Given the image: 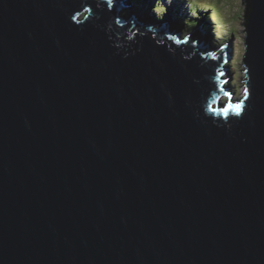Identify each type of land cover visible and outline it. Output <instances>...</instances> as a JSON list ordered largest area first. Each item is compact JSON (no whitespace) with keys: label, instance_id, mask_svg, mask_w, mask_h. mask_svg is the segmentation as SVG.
<instances>
[{"label":"water","instance_id":"water-1","mask_svg":"<svg viewBox=\"0 0 264 264\" xmlns=\"http://www.w3.org/2000/svg\"><path fill=\"white\" fill-rule=\"evenodd\" d=\"M242 4L225 105L230 41L201 27L0 0V264H264V0Z\"/></svg>","mask_w":264,"mask_h":264},{"label":"rangeland","instance_id":"rangeland-1","mask_svg":"<svg viewBox=\"0 0 264 264\" xmlns=\"http://www.w3.org/2000/svg\"><path fill=\"white\" fill-rule=\"evenodd\" d=\"M115 1H118V0H115ZM174 1L176 2L173 4L174 5L173 6V5H170L167 0H149L148 1L149 5H146V6L153 7L151 10L156 13L157 18H159L160 21L162 22L169 21L171 25H175L173 24V22L177 24H180V23H179L178 18L177 19L167 18L170 20L165 19L164 17L166 13L164 14L163 12L166 9L167 11L165 12H167L168 14L170 13L171 16H175L174 14H176L178 15L177 17H179L180 19H186L187 24L191 26L189 28L185 27L187 26V24L184 22L185 26H181V28L183 29L181 38L189 37L190 35H192L195 29L201 27L204 30V32L207 33L203 37V40L209 41L210 39V42H212L213 46L215 47L224 42H227L226 40L227 36L225 35V33H227L225 31L226 26H227V25L225 26L226 23L230 24L229 27L231 30L234 29L235 32L237 31L235 34H232L233 31H230L232 39L234 40L233 43L231 44L232 48L234 49L232 52V54L234 55V59L229 64L230 72L228 75L232 76V82L228 85H231L233 89L236 90V93L234 94L235 99L243 98V96H245L244 91L246 89L245 81H247L248 79L245 73L246 67H244L243 65L244 56L246 54V49H247L245 45L246 26H244L243 20L240 19L241 14L243 18V13L245 12V8H246V5L242 4L243 0H218L223 5L222 7H224L226 14L233 20L232 22L227 19H224L223 21L221 19L222 16L220 15V13H218L220 15L219 16L217 13H215L214 10H211L212 12L208 10V7L206 6H209V7L212 6L214 9H216L215 4L213 2H210L207 0H195L194 3L197 2L198 6L193 7L189 5L188 1L186 0H174ZM156 9H159V11L160 10L161 11L156 12L155 11ZM129 16H132V15H129ZM140 16L146 19H155V18L148 17L142 14H140ZM142 18L141 20H143ZM207 18L208 19L210 18V22L208 21ZM213 20L216 21V25L212 23ZM212 26H215V29L213 31L214 34L211 32ZM215 31L217 33H215ZM212 38H213V41H212Z\"/></svg>","mask_w":264,"mask_h":264},{"label":"trees","instance_id":"trees-1","mask_svg":"<svg viewBox=\"0 0 264 264\" xmlns=\"http://www.w3.org/2000/svg\"><path fill=\"white\" fill-rule=\"evenodd\" d=\"M141 0H135V5H136V8H137V10L139 11V12H150V11H152L151 9L153 8V7H151V6H146V4L142 1V4L144 5V6H142L141 5V2H140ZM207 1H210V2H213L214 4H215V7H216V9H214L212 6H210V7H208V9L211 11V10H214L215 11V13H220V15L222 16V20L224 21V19H227V20H229V21H233L227 14H226V12H225V9H224V7H222L223 5L218 1V0H207ZM149 4V3H148ZM147 4V5H148ZM157 6H158V4H157ZM197 6V5H196ZM155 8V7H154ZM167 10V9H166ZM156 12H160L159 11V9H156L155 10ZM170 12V11H169ZM246 12V11H245ZM243 13V18H242V14L240 15V19L241 20H243V24L246 26L247 24H246V22H247V19H246V13ZM169 15H170V13H169ZM219 15V14H218ZM219 15V16H220ZM235 17V16H234ZM155 18H157V17H155ZM157 19H159V18H157ZM208 19V18H207ZM210 19V18H209ZM208 19V21L210 22V20ZM235 21V20H234ZM184 22H187V20L186 19H184ZM183 24H181V26H182ZM227 25V26H226ZM225 26H226V32L227 33H225V35L227 36L226 37V40L227 41H231V39H232V36H231V32L230 31H233L232 32V34H235L236 32L234 31V29L233 30H231L230 29V24H225ZM235 27V26H234ZM236 28V27H235ZM214 29H215V26H212V32L214 31ZM236 91V90H235Z\"/></svg>","mask_w":264,"mask_h":264},{"label":"bare ground","instance_id":"bare-ground-1","mask_svg":"<svg viewBox=\"0 0 264 264\" xmlns=\"http://www.w3.org/2000/svg\"><path fill=\"white\" fill-rule=\"evenodd\" d=\"M119 1V0H118ZM148 1L149 0H145V2H144V0H143V2L147 5L148 4ZM168 2H169V4L170 5H173L176 1H174V0H167ZM186 1H188V3H189V5H191V6H193V7H197L198 5H197V2H195L194 3V1L195 0H186ZM141 2V5L142 6H144L143 4H142V1H140ZM149 5V4H148ZM197 5V6H196ZM174 6V5H173ZM207 7V6H206ZM209 7V6H208ZM125 8H123V10H124ZM203 10V9H202ZM209 10V9H208ZM165 11H167V10H165ZM163 12L164 14L166 13V15H165V19H167V18H171V19H177L178 18V20H179V23L180 24H177V23H175V22H173V24H175V25H171V23L169 22V21H166V22H162L161 21V25L162 26H164L165 24H168L169 26H168V32L170 33V34H172L174 31V33L172 34V35H175V34H180V35H182V33H183V29L181 28V24H183L182 26H185V24H184V19H180L179 17H177L178 15H176V14H174L175 16H171V15H169L167 12ZM212 12V11H211ZM122 13V12H121ZM135 14H136V16H135V20L139 23V24H142V26H145V22L143 21V20H141V18H142V16H140V14H142V15H144V13L143 12H139L138 10H137V8H136V6H135ZM141 17V18H140ZM157 17V16H156ZM142 19H144V18H142ZM213 19H214V17H213ZM167 20H170V19H167ZM159 19H155L154 20V23L155 24H158L159 23ZM165 21V20H164Z\"/></svg>","mask_w":264,"mask_h":264},{"label":"clouds","instance_id":"clouds-1","mask_svg":"<svg viewBox=\"0 0 264 264\" xmlns=\"http://www.w3.org/2000/svg\"><path fill=\"white\" fill-rule=\"evenodd\" d=\"M113 1H115V0H113ZM128 3H129V8L128 9H122V10H120L122 13H124L125 15H127V16H129V15H132V14H135V0H126ZM115 2H118V1H115ZM146 12V11H145ZM145 12H144V15H145ZM150 15H152L153 17H156V13L154 12V11H150V12H148ZM131 17V16H130ZM210 20V19H209ZM212 22V21H211ZM186 24H187V22H185ZM214 25H216V21H214L213 20V22H212ZM191 25H189V24H187V26H185V27H190ZM203 30V29H202ZM212 32V31H211ZM203 33H205V34H207L206 32H204V30H203ZM213 33V32H212ZM215 33H217V32H215ZM214 34V33H213ZM209 39V38H208ZM219 39V38H218ZM216 40V39H215ZM209 41H210V39H209ZM212 41H213V38H212ZM233 39H231V41H230V47H231V49H232V43H233ZM227 42H229V41H227ZM227 42H224V43H222V44H220V45H218L219 47H223V46H225L226 44H227ZM212 43V42H211ZM213 44V43H212ZM225 66H226V64H225ZM230 67V66H229ZM224 68V67H223ZM225 69V68H224ZM229 76V75H228ZM231 77V76H230ZM229 78V77H228ZM229 88H231V89H233V87L231 86V85H229ZM235 90V89H234ZM236 92V91H235ZM222 102L225 104V105H228L229 104V102L226 100V99H222Z\"/></svg>","mask_w":264,"mask_h":264},{"label":"snow or ice","instance_id":"snow-or-ice-1","mask_svg":"<svg viewBox=\"0 0 264 264\" xmlns=\"http://www.w3.org/2000/svg\"><path fill=\"white\" fill-rule=\"evenodd\" d=\"M107 4H108V6L111 7L113 5V0H107ZM85 11H91V9H85ZM171 39L176 43H187L188 40L190 39V37H184L183 40H180L176 36H172ZM245 94H247V90H245ZM240 108H241L240 103L235 105L234 111L236 112L237 115L240 114ZM227 113H228V110L225 109L224 114L227 115Z\"/></svg>","mask_w":264,"mask_h":264}]
</instances>
